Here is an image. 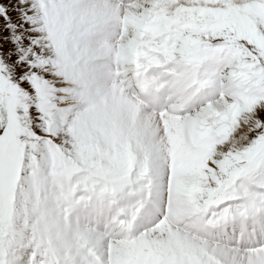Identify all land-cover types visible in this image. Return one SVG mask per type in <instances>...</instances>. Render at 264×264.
I'll return each instance as SVG.
<instances>
[{"label":"snow or ice","instance_id":"6c2138e0","mask_svg":"<svg viewBox=\"0 0 264 264\" xmlns=\"http://www.w3.org/2000/svg\"><path fill=\"white\" fill-rule=\"evenodd\" d=\"M207 2L218 7L190 11H213L210 29L217 36L229 39L223 34L230 29L242 34L260 52L252 63L237 67L220 55L230 45L203 44L181 26L155 37L132 27L127 17L142 0H0V18L9 32L0 43V112L7 113L0 117V186L14 185L19 191L26 182L27 146L22 140L32 133L22 127L25 114L43 115L49 126L63 124L73 134L92 129L138 164L133 170L138 191L135 183L121 185L111 206L106 203L83 224L54 223L59 249L50 248L46 255L30 248L25 257L29 264H215L214 250L181 256L150 235L160 212L159 182L178 201L189 177L203 176V162L214 154V137L225 115L264 121V13L259 12L264 0ZM141 17L151 22L153 14ZM40 32L47 35L50 58L40 55L41 42L35 39ZM133 47L141 53L139 67L130 63ZM226 66L233 71L225 73ZM132 73L136 83L150 85L147 91L125 93L122 82ZM158 76L190 81L191 106L183 111L162 107ZM60 96L68 100H58ZM222 96L233 100L225 114L215 111ZM69 101L76 107H63ZM42 146L51 148L47 141L31 148ZM212 178L222 183L215 174ZM28 183L40 191L35 179ZM141 219L149 226L140 227ZM253 226L256 239L249 252L264 248V210L253 216Z\"/></svg>","mask_w":264,"mask_h":264},{"label":"clouds","instance_id":"9594fccd","mask_svg":"<svg viewBox=\"0 0 264 264\" xmlns=\"http://www.w3.org/2000/svg\"><path fill=\"white\" fill-rule=\"evenodd\" d=\"M251 2L239 0L241 4ZM201 7L218 5L207 0H142L140 8L131 14L143 16L150 12L153 18L167 15L174 21L173 31L185 23L208 24L206 30L189 31L188 35L203 44L230 45L220 55L234 61L237 67L242 63L250 64L254 56H260V52L234 29L223 34L229 39L214 34L210 29L211 17L190 11ZM125 11L127 15L128 10ZM35 39L41 42L40 55L50 58L47 35L40 32ZM256 63L260 61L257 59ZM231 71V67H225V73ZM156 79L161 80L157 91L162 107L183 111L191 106L190 81L178 76ZM149 87L147 85V89ZM57 99L68 100L63 96ZM221 100L223 104L215 111L225 114L226 106H231L233 100L230 96H222ZM63 107L76 105L69 101ZM196 114L193 108L192 115ZM6 116V111L0 112V117ZM22 127L32 133L22 140L27 146L26 182L19 191L14 185L0 186V264H29L25 257L30 248L46 255L50 248L59 249L52 229L54 223L83 224L86 217L106 203L111 206L115 192L123 190L121 185L130 188L135 183L139 190V178L133 175V167L138 166L136 158L129 159L126 152L122 153L92 129L84 128L73 134L63 124L49 126L43 115L35 113L25 114ZM262 138L264 121L247 114L231 119L225 115L222 128L214 137V154L203 162V176L189 177L178 201L164 188L163 180L159 182L156 203L160 212L153 220L155 229L150 233L151 238L181 256L214 250L217 256L211 258L215 259V264L264 261V248L255 252L247 250L256 239L253 216L264 210ZM43 141L51 148H31L32 144ZM213 174L221 184L212 178ZM31 179L39 183V192L28 183ZM238 183L244 188H238ZM122 203H128L127 199ZM139 226L149 225L141 219Z\"/></svg>","mask_w":264,"mask_h":264},{"label":"bare ground","instance_id":"6f19581e","mask_svg":"<svg viewBox=\"0 0 264 264\" xmlns=\"http://www.w3.org/2000/svg\"><path fill=\"white\" fill-rule=\"evenodd\" d=\"M208 14H206V17H211L212 21L216 19V16H210L213 11H207ZM260 12V11H259ZM214 13V12H213ZM215 14V13H214ZM129 25H131L134 28L139 29L141 32L146 34H151L152 36H160L165 34L166 32L173 30L174 21L168 17L167 15H162L157 18H152L151 22H146L145 19H143L139 15H132L129 14L127 17ZM202 25V24H201ZM208 24H203V29H205V26ZM197 27L198 25L195 24ZM182 28H192L194 27L193 23H185L181 25ZM192 30V29H190ZM192 31H198L197 28L193 29ZM141 53L139 51L138 47H133L130 51V63H132L134 66L139 67V57ZM131 78L128 81L124 82V91L129 96H134V93L136 91H147V82L143 84L136 83L137 80V74L132 73L130 74ZM260 264H264V261H261Z\"/></svg>","mask_w":264,"mask_h":264},{"label":"rangeland","instance_id":"374dc122","mask_svg":"<svg viewBox=\"0 0 264 264\" xmlns=\"http://www.w3.org/2000/svg\"><path fill=\"white\" fill-rule=\"evenodd\" d=\"M13 2H14V0H13ZM259 11H260V13H264V8L259 9ZM201 14H202V16H205V17L207 16L206 15L207 12H204V13H201ZM210 16H216V15L212 12ZM13 21L16 24H19L20 23L19 22V19L15 15H13ZM193 24H194V27H192V28H186V29H192L193 30V29L197 28V30L199 31L203 27V25H201L199 23H193ZM195 24L198 25V26L196 27ZM20 27L23 28V27H26V25H20ZM208 27H209V25H206L205 26V30ZM5 37H9V32H8L7 27H6V22L3 20V18H0V43H3ZM6 47L7 48H11V45L8 44V45H6ZM133 170H134V167H133Z\"/></svg>","mask_w":264,"mask_h":264}]
</instances>
